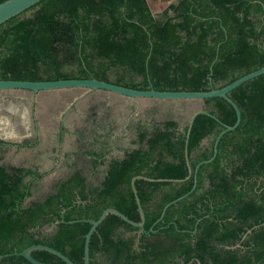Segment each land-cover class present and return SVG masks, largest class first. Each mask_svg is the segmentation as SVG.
Masks as SVG:
<instances>
[{
  "label": "trees",
  "instance_id": "16d2710c",
  "mask_svg": "<svg viewBox=\"0 0 264 264\" xmlns=\"http://www.w3.org/2000/svg\"><path fill=\"white\" fill-rule=\"evenodd\" d=\"M28 9L34 11L21 16ZM65 65H76L75 74ZM263 65L264 0H178L162 17L153 16L146 0H40L0 24V79L96 77L132 88L208 90ZM117 66L140 75L142 83L109 80L110 69ZM229 96L240 109L239 124L220 137L215 157L199 166L194 190L170 204L162 217L166 203L191 189L193 169L212 155L222 125L234 124L236 111L225 98H205L207 113H198L192 122L190 177L188 123L180 127L173 118L151 130L138 128V147L111 159L98 185L76 170L54 192L27 206L23 202L31 190L25 177L40 174L24 166L9 172L0 163V264H32L17 252L35 243L83 264L91 223L82 219H97L114 207L140 221L131 187L135 175L153 179L134 181L144 230L135 244L138 228L108 213L91 234L90 264H99L100 235L103 250L116 245L123 255L118 264H264V73ZM209 134L213 139L203 149L200 142ZM91 154L99 164L100 156ZM55 220V232L40 231ZM120 227L129 228V244ZM236 241L246 250L218 245ZM31 255L44 263L67 264L43 249Z\"/></svg>",
  "mask_w": 264,
  "mask_h": 264
},
{
  "label": "rangeland",
  "instance_id": "374dc122",
  "mask_svg": "<svg viewBox=\"0 0 264 264\" xmlns=\"http://www.w3.org/2000/svg\"><path fill=\"white\" fill-rule=\"evenodd\" d=\"M148 1L156 8L162 0ZM33 11L28 9L21 16ZM64 70L75 74L76 65H65ZM117 77L122 83H142L140 75L120 66L107 75L109 80ZM200 104L201 100L134 99L103 89L0 90V139L8 142L0 144V163L9 172L24 166L40 174L25 177L31 190L23 202L27 206L54 192L59 181L76 170L90 184L98 185L111 159H120L125 151L138 147V128L151 130L168 118L184 127ZM20 142L33 145L12 144ZM91 152L100 156L99 164ZM229 248L246 250L241 242Z\"/></svg>",
  "mask_w": 264,
  "mask_h": 264
},
{
  "label": "water",
  "instance_id": "95a60500",
  "mask_svg": "<svg viewBox=\"0 0 264 264\" xmlns=\"http://www.w3.org/2000/svg\"><path fill=\"white\" fill-rule=\"evenodd\" d=\"M40 0H3L0 2V24L3 23L4 21L8 20L9 18L21 13L22 11L26 10L27 8L31 7L35 3H37ZM264 73V65L252 70L248 73H245L236 79L230 81L229 83L218 87V88H210L208 90H158L155 88H132L129 86H125L122 84H116L111 81H107L104 79H98L96 77H78V78H59V79H52V80H23V79H0V90H10V89H25V90H30L33 92H38V91H43V90H52V89H62V88H86L89 90H95V89H103V90H108L111 92H115L121 95L129 96L134 99L136 98H159V99H182V100H201L203 101L205 98L209 97H223L225 98L231 105L234 107L236 111V120L233 125H225L223 124V128L220 130V132L216 135L213 143V152L212 155L205 159L199 161L194 169H193V184L191 189L184 193L183 195L169 201L168 203L165 204V206L162 209L161 216H163L165 209L172 203L182 199L186 195H188L190 192H192L196 186L197 183V170L201 164L208 163L210 162L216 155L217 153V144L220 139V137L227 131L233 130L240 122L241 119V114H240V109L238 105L235 103V101L229 96V92L240 85L241 83L254 78L260 74ZM200 112H205L202 108H198L195 111H193L192 115L189 118L188 121V127L186 131V140H185V156L187 159V142H188V137L191 129L192 122L195 118V116L200 113ZM188 175L187 177H190L192 173V169L189 165L188 159ZM145 178L148 180H153L152 178L142 176V175H135L131 178V187L134 193L135 201L137 204V208L140 214V221H133L130 218H128L125 214L120 212L118 209L114 207H107L105 208L99 217L97 219H92V218H85L82 220L89 221L91 223V226L89 230L87 231L85 235V240H84V247H83V264H90V257H89V240L91 237L92 232L96 229L97 225L103 220V218L108 214V213H114L117 216H119L123 221L136 226L137 229V236L144 230V220H145V214L144 210L141 206L139 197L137 195V191L135 188L134 181L137 178ZM162 180V179H158ZM58 222V220H56ZM73 222V221H69ZM260 224H264V221ZM55 226V223H52L50 225ZM259 226V224L255 225L254 227ZM50 228V227H49ZM251 231V228L247 229L246 233L243 235V237L246 236L248 232ZM34 249H43L46 251L51 252L52 254L58 256L61 258L63 261H65L67 264H75L69 257H67L65 254H63L61 251L46 245L42 243H35L31 244L27 247H25L23 250L20 252H17V254L22 255L24 258H26L29 262L32 264H48L44 263L42 261H39L38 259L34 258L31 255V251ZM3 255L0 254V258Z\"/></svg>",
  "mask_w": 264,
  "mask_h": 264
},
{
  "label": "flooded vegetation",
  "instance_id": "af4514ba",
  "mask_svg": "<svg viewBox=\"0 0 264 264\" xmlns=\"http://www.w3.org/2000/svg\"><path fill=\"white\" fill-rule=\"evenodd\" d=\"M165 1H167V0H165ZM52 223H55V226H52L51 227L50 225ZM52 223H49L48 228H45V226L43 225L42 227H40V231H42V233L55 232L56 231V228H57L56 225H57L58 222H56V220H55V222H52ZM118 231H119V233L122 234L124 240H126L128 242V244H129V228L120 227V228H118ZM100 239H101L100 242H99L100 249L98 250L97 256H96L99 264H108V263L118 264V262L121 261V258H122L123 255H119L118 254L117 246L114 245L112 248H110L111 251L103 250L101 248L103 246V244H104L103 235H100ZM136 242H137V231H136L135 244H136ZM237 242H240V241H236V242H233V243H230V244L218 243V245L221 246V247H224V248H229L232 244H236ZM106 244L108 246H110V247L112 245L109 241H107ZM181 264H183V263H181ZM184 264H189V263H184Z\"/></svg>",
  "mask_w": 264,
  "mask_h": 264
},
{
  "label": "crops",
  "instance_id": "0c3cea01",
  "mask_svg": "<svg viewBox=\"0 0 264 264\" xmlns=\"http://www.w3.org/2000/svg\"><path fill=\"white\" fill-rule=\"evenodd\" d=\"M147 1V4L153 14L154 17H162V13L163 11H165V9H167V7L169 6L168 4H171V3H176L177 0H167V1H161V2H158V5L156 8H151L150 4H149V1ZM170 13V10L168 11ZM255 16L258 15V13H254ZM136 103L138 104V101H136ZM145 104H149L148 102L145 103ZM203 105H204V102L202 101V104H200V108H203ZM175 119V118H174ZM213 138V134H209L207 136H205L201 142H200V146L203 148V149H208L209 148V144L211 143L210 140H212Z\"/></svg>",
  "mask_w": 264,
  "mask_h": 264
}]
</instances>
